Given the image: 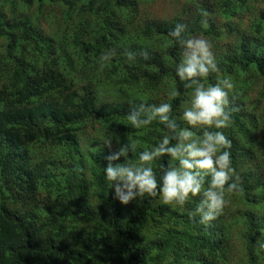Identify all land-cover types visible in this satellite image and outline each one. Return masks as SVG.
Segmentation results:
<instances>
[{
    "label": "trees",
    "instance_id": "16d2710c",
    "mask_svg": "<svg viewBox=\"0 0 264 264\" xmlns=\"http://www.w3.org/2000/svg\"><path fill=\"white\" fill-rule=\"evenodd\" d=\"M150 1L34 0L36 18L57 5L66 21L45 35L26 15L33 0H0V264H264V0H184L174 14L142 15ZM176 23L183 39L212 44L217 71L201 85L233 84L218 131L239 189L225 186L221 214L205 224L192 217L202 195L122 205L103 172L120 146L129 152L112 163L138 165L175 135L156 120L133 128L130 112L167 102L186 126L196 85L175 76L187 51L168 35ZM173 166L167 155L151 163L158 180Z\"/></svg>",
    "mask_w": 264,
    "mask_h": 264
},
{
    "label": "clouds",
    "instance_id": "9594fccd",
    "mask_svg": "<svg viewBox=\"0 0 264 264\" xmlns=\"http://www.w3.org/2000/svg\"><path fill=\"white\" fill-rule=\"evenodd\" d=\"M187 32V25L176 23L168 33L172 40L187 49L175 66V76L179 81L187 82L186 86L196 85L191 101L181 117L186 126L178 128L175 120L169 119L172 108L167 102L153 107L143 118L139 112H130L127 119L133 128H143L156 120L175 135H164L158 144L141 151L138 165L127 161L122 164L112 163L120 157H126L129 152V145L120 146L106 157L109 163L103 172L106 180L111 183L114 199L122 205L144 195H159L165 204L183 206L190 197L202 195L192 217L198 216L199 222L205 224L221 214L226 203L225 186L228 191L239 189V177L234 175L228 150L231 141L222 131H218L230 123L229 90L233 84L223 79L210 86L201 85L200 82L210 72L217 71V63L211 51L212 44L202 37L185 40L182 34ZM110 58L109 53L100 57L101 61ZM140 107L143 108V104ZM197 128L206 130L196 137L192 130ZM170 138L175 139L176 143L170 145ZM165 155L177 161L178 166L167 167L158 180L151 163ZM205 177L210 178L206 188Z\"/></svg>",
    "mask_w": 264,
    "mask_h": 264
},
{
    "label": "rangeland",
    "instance_id": "374dc122",
    "mask_svg": "<svg viewBox=\"0 0 264 264\" xmlns=\"http://www.w3.org/2000/svg\"><path fill=\"white\" fill-rule=\"evenodd\" d=\"M184 0H153L150 3L140 4V11L142 15H152L154 17H161L164 15L174 14L176 11L180 9V7L184 4ZM19 4V3H18ZM35 3L33 0L32 5H30L29 10L26 12L28 18L38 24L46 34H52L53 31L62 35L65 27L66 21L63 19L61 11H59V7L57 5H51L47 10L43 11L41 15L36 18V12L34 11ZM145 13V14H144ZM94 131L91 127L86 129L85 135L88 137L93 136Z\"/></svg>",
    "mask_w": 264,
    "mask_h": 264
}]
</instances>
